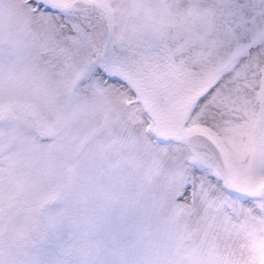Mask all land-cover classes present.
Returning <instances> with one entry per match:
<instances>
[{"label":"snow or ice","instance_id":"6c2138e0","mask_svg":"<svg viewBox=\"0 0 264 264\" xmlns=\"http://www.w3.org/2000/svg\"><path fill=\"white\" fill-rule=\"evenodd\" d=\"M0 264H264V0H0Z\"/></svg>","mask_w":264,"mask_h":264}]
</instances>
